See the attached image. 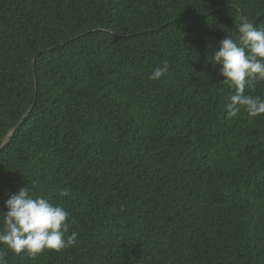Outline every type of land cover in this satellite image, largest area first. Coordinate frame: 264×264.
I'll list each match as a JSON object with an SVG mask.
<instances>
[{
  "label": "trees",
  "instance_id": "trees-1",
  "mask_svg": "<svg viewBox=\"0 0 264 264\" xmlns=\"http://www.w3.org/2000/svg\"><path fill=\"white\" fill-rule=\"evenodd\" d=\"M241 15L264 0H0V210L28 185L79 234L6 264H264V115L212 66Z\"/></svg>",
  "mask_w": 264,
  "mask_h": 264
},
{
  "label": "clouds",
  "instance_id": "clouds-1",
  "mask_svg": "<svg viewBox=\"0 0 264 264\" xmlns=\"http://www.w3.org/2000/svg\"><path fill=\"white\" fill-rule=\"evenodd\" d=\"M214 68L219 69L222 83L232 90L226 97L229 117H237L244 110L249 119L264 115V99L246 94L247 88L264 82V24H256L241 15L235 37L226 35L212 53ZM215 65V66H214ZM169 72L164 61L149 75L159 81ZM8 196L0 210V264H6V251L36 259L40 254L60 252L76 244L78 233L70 232V213L47 196L36 195L29 186L21 187ZM59 197H69L66 188L58 190Z\"/></svg>",
  "mask_w": 264,
  "mask_h": 264
},
{
  "label": "water",
  "instance_id": "water-1",
  "mask_svg": "<svg viewBox=\"0 0 264 264\" xmlns=\"http://www.w3.org/2000/svg\"><path fill=\"white\" fill-rule=\"evenodd\" d=\"M29 110L25 113V115H23V117L20 120V124L23 123V121L26 119L27 115H28ZM15 132V128L11 129L9 132H7V134L3 137V139L1 140L0 143V150L3 149V147L6 145V143L8 142V140L10 139V137L13 135V133Z\"/></svg>",
  "mask_w": 264,
  "mask_h": 264
}]
</instances>
